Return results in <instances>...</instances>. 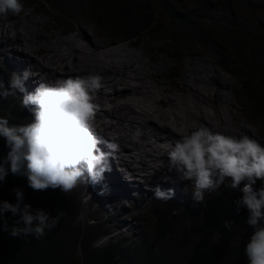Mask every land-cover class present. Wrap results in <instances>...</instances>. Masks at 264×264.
Here are the masks:
<instances>
[{
  "label": "clouds",
  "instance_id": "clouds-1",
  "mask_svg": "<svg viewBox=\"0 0 264 264\" xmlns=\"http://www.w3.org/2000/svg\"><path fill=\"white\" fill-rule=\"evenodd\" d=\"M23 11L22 0H0V17H7L9 13L20 15ZM234 76L239 78L236 73ZM28 78L26 71L23 76L14 73L9 80L12 90L0 83V99L16 95L14 90L19 89L25 93L21 107L31 111L25 114L22 111L20 124H11L9 118L0 117V137L10 149L0 160V182L11 172L26 177L28 186L34 191L60 189L66 194L83 184L82 193H86V202L90 201L91 206V212L84 216L107 215L108 226L105 224L104 230H99L98 226L96 231L99 222L97 225L82 223L83 229L91 226L95 230L92 246L99 248L115 243L139 251L153 247L159 234H165V229L170 227H175L190 245L198 228L191 210L206 208L213 197L226 190L240 192L242 195L236 200L238 210H247L246 223L253 229L245 238L243 253L247 264H264V144L259 140L245 133L225 135L206 127L196 128L187 135L179 134L167 157L168 170H174L181 180L192 182V190L188 189L182 200L174 196L175 189L164 190L159 185L137 189L127 182L123 186L111 172V156L118 151L119 145L101 139L94 129L100 105L94 102L93 93L102 87V75L93 73L87 78H68L55 84L42 82L31 92L24 84ZM241 93L242 90L240 96ZM104 178L107 184L114 181L112 190L117 193L116 197L124 196L125 189L131 192L135 200L132 217L140 219V228L122 221L118 210L111 209L102 195L107 186L102 192L97 190L95 184ZM226 179L231 181H227L228 188ZM258 181L260 187H257ZM90 182L94 185L89 186ZM242 182H246L244 186ZM13 191L16 203L0 201V219L7 212L18 217L11 227L3 221L2 228L11 237L40 239L55 229L65 216L64 211L52 216L43 209L33 210L31 204L24 202L22 189L14 188ZM191 199L192 202H188ZM156 200L168 201L164 213L154 206ZM80 220L82 217L77 218V222ZM234 224L231 220L224 221L223 227L231 230ZM101 238L105 244H100Z\"/></svg>",
  "mask_w": 264,
  "mask_h": 264
},
{
  "label": "bare ground",
  "instance_id": "bare-ground-1",
  "mask_svg": "<svg viewBox=\"0 0 264 264\" xmlns=\"http://www.w3.org/2000/svg\"><path fill=\"white\" fill-rule=\"evenodd\" d=\"M212 2L214 3V1ZM26 16L28 23L35 22L33 17L30 19V14L26 12L20 14V21H25ZM11 18L13 23L16 22V17L14 18L12 15ZM7 24L1 25L3 26V31L0 32V48L3 46L6 48L13 47L15 51L12 52L8 49V51H2L1 55L10 57L11 64H14L17 57L21 56L19 52H16V49L26 51L28 54L23 56V59L29 56L28 60L32 63V66H36L38 62L33 56L30 57L29 55H33L35 51V48H33L34 44L27 40L28 37L24 36L25 33L23 34L19 31V27L11 29L14 27L13 24ZM87 38L91 44L88 42L86 44H76L74 43L75 41L70 42V39L74 38H66L68 39L66 42L68 51L65 54L70 56L77 52L83 55L81 60H77V55H74L68 63L63 51L47 55V62L53 61L50 63L52 66L49 69L54 71L56 77V80L51 82L47 80V83L55 84L68 78H87L89 74L93 73L102 75V87L93 93L94 102L100 105L94 129L96 131L95 134L101 139L107 141L106 138H103V133L108 135L111 141L119 145L118 151L112 153L111 156V172L121 185L125 186L128 182L132 187L139 185L137 189L152 188L159 185L164 190L175 189L174 196L179 200L184 199L188 192L184 188L188 185L192 190V182L181 180L174 170H168L167 152L175 141L179 139V134L187 135L199 127H206L213 132L225 135L245 133L262 142L257 133L252 129H250V133L247 125L244 126L245 124L242 126L241 116L237 113L238 102L235 100V92L232 91L229 84H225L227 80L223 78L222 71L217 72L219 69L212 68L210 61L206 59L207 57L192 59L186 65V74L179 78L178 81L171 75L175 86L171 80L167 82L161 80L156 86V90H152V87L145 83L144 76L157 77L165 73L167 69L169 71V63L165 59L150 64L151 62L144 60L143 52L137 49L135 50L138 52L134 51L131 54L130 49L131 55H125L123 49L127 47L124 48V44H115L108 48L107 57L105 58L102 55L105 47L101 39L95 38L92 41L89 38V33H85L84 29L82 39ZM53 43L49 40L45 42V45ZM47 50L49 49L47 48ZM83 50L89 52V54H86ZM16 55L18 56L16 57ZM72 58L74 59L73 61ZM55 60L59 65L55 63ZM47 62L41 63L42 65L39 69L42 72L48 68ZM131 66L133 68L128 71L127 69L131 68ZM141 70H144V75H142ZM41 71H38L39 73L35 72L33 75L28 74L30 77H34L36 86L41 83L40 80L43 75ZM19 74L23 75L24 73L19 71ZM199 81H201V86L196 84ZM24 84L26 89H28L29 83L25 81ZM30 84L32 85V83ZM151 84L153 83L151 82ZM164 84L167 85L166 88H162ZM34 90V88H30L28 91ZM153 91L154 93L155 91L157 92V98H148ZM99 92L101 94L100 98L97 97ZM102 147L104 146L102 145ZM106 150L108 151L107 148ZM117 160H122L126 166L125 169H128L129 173L119 165ZM158 161L162 163L161 166L158 165ZM139 171L141 172L140 174ZM82 189L83 184L77 187L74 193H78L79 196L82 193ZM123 195H118L114 203L120 206L121 220L130 222L133 227L140 228L138 223L130 221L132 219L130 213L134 209L130 210L129 207L127 209L121 207L126 204L125 196H127L129 202L131 201V192L125 189ZM149 195H151V192H149ZM126 206H129V204H126ZM85 207L89 209L90 201L86 202Z\"/></svg>",
  "mask_w": 264,
  "mask_h": 264
},
{
  "label": "rangeland",
  "instance_id": "rangeland-1",
  "mask_svg": "<svg viewBox=\"0 0 264 264\" xmlns=\"http://www.w3.org/2000/svg\"><path fill=\"white\" fill-rule=\"evenodd\" d=\"M92 1L93 0H91V2L86 5V9L83 13H80V11L78 10L72 11L71 14L73 15V19L63 17L57 14L56 12L53 13L49 11V13H41L42 6L40 5L38 0H22L24 4L23 12L29 13L31 16H29L30 19L33 17V20L35 22L28 23L27 16L25 21H20V15L12 14L14 18L16 17V22L13 23L11 13H9L6 18L0 17V26L7 23V25L13 24L14 27H12L11 29L19 27V31H21L23 34L25 33L24 36L28 37L27 40L31 41L34 44L33 48H35L36 51L33 52V55H29L30 57L33 56L38 62L36 66H32V63L28 60L29 56H26L23 59V56L28 53L26 51L16 49V52H19L21 56L16 55V57L18 56L16 62L14 64H11L10 57H5L3 54L1 55V52L8 51V49L13 52L15 51V49L13 47L6 48L5 46H3L2 48H0V83H2L6 89L12 90L9 84V80L14 73L19 74V71L20 73L21 71L23 73L26 71L28 74L32 75L35 74V72L39 73L41 71L39 69L40 66L44 62L46 63L48 61L47 55H53L54 52L57 53L59 51H63L64 55L67 57L68 63L70 58L74 55H77V60H81L83 55L77 52H74L70 56L65 54L68 51V48L66 46V42L68 39L66 38H74L72 40L70 39V42L75 41L74 43L76 44H86L87 42L90 43L88 38L82 39L84 29L85 33H89V38H91L92 41H94L95 38H100L101 41L104 43L105 48L104 51H102V55L105 58L107 57L108 48L115 44H124V48L127 47L126 49H123V53H125V55L130 56L131 54H133L134 51L138 52L137 50H141V52H143L144 54L143 56H145L144 60H148L149 63L151 62L150 64L165 59L169 63V71L167 69L165 73L157 77H152L148 75L144 76L145 83L152 87V90H156V86L160 83L161 80H163L164 82H167L168 80L172 81V77L174 76L175 79H177L176 81H178L179 78L186 74V65H188V63L192 59H200L207 57L206 59L210 61V65L212 66V68H215L216 70L219 69L217 70V72L222 71L224 75L223 78L227 80L225 84H229V87L232 89L233 92H235V100L238 102L237 113L241 116L240 120L242 121V126L245 124L244 126L247 125V128L250 133V129L257 133L260 139L262 140L261 143L264 144V0H214V3L211 0H150L154 13V19L159 23V28L169 29L170 33L173 32L174 26L170 17H174L180 23L179 25L181 26L183 33L187 35V39H183L180 37L174 38L169 33H165L163 31H159L156 34H150L147 31L137 37L125 38L119 33H113L112 30L107 29L100 23H97L93 20V17L90 14L92 8H95V10L100 9ZM213 26L221 27L226 31L237 32L238 34L232 35L235 37H232L229 40V38L226 37V34L222 31V35L218 36V38H224L225 41L216 43L213 46V42L207 43L204 41L200 43L194 37H198L200 34L210 33L213 34L215 38L216 32H207L205 30L198 29L205 27L213 28ZM0 29V32L3 31V26H1ZM190 37H192L193 39H191ZM49 40L54 43L51 45H45V42H48ZM106 40L111 41L113 43L108 42ZM3 41L5 42V40ZM52 45L53 47H51ZM47 48L49 50H47ZM130 49L132 52L131 54ZM48 51L51 53H49ZM83 51L86 54H89V52L85 50ZM260 53H262L263 55L260 56ZM40 59L42 62L40 61ZM73 60L74 59L72 58V61ZM50 63L47 62L48 68L45 69L43 72L41 71L43 73L42 78L40 80L41 83H47V80H49L50 82L56 80L54 71L49 69V67L52 66ZM55 63L58 62L55 60ZM259 63H261L260 68ZM57 65H59V63ZM132 68L133 67L131 66V68H128L127 70L129 71ZM237 68H242L246 72H248L247 74H249L251 86L254 87L255 91L258 94H260L259 101L257 103H255L254 101H248L244 97L243 92L241 93L242 97L240 96L241 88L243 89V87L248 84V82L247 79H236L234 77V75L232 74V70ZM141 71V73L144 72V70ZM142 75H144V73ZM171 75L173 76L171 77ZM26 81L29 83V86H27V91L30 88L35 89L38 86H36L34 77L29 76ZM151 82L153 84H151ZM30 83H32V85ZM172 83L174 84L173 81ZM196 84L197 86H201V81ZM164 85L162 86V88H166L167 85ZM14 91L16 92V95L9 96L7 98H2V100L5 101V106L21 108L24 114L25 112L30 111L27 108L21 107V101L25 94L22 93L19 89H15ZM152 93H154V91ZM152 93L149 95L148 98H157V92L155 91L154 94ZM100 95L101 94L99 92L98 96H95L100 98ZM132 97L134 98V96ZM254 109L258 110V114L255 115L253 113ZM102 136L103 138H106L107 141L110 140V137L108 135L102 133ZM117 162L120 166L123 167L125 171L128 172V169H125L126 166L124 165L122 160H117ZM157 163L159 166L162 165L160 161H158ZM140 173L141 172L139 171V174ZM107 181V178H104V180L99 183L103 184L102 186H99V184L95 185L97 186V190H99L100 192H102V189L107 186L102 195L107 200L112 210H118L119 217L121 219L122 217L120 216V206L114 204L117 193L112 190V185L115 183L113 181L111 184H107ZM227 181H231L230 179H226V187L228 188L229 185L227 184ZM122 182H124V180H122ZM244 183L246 182H242L241 184H243L244 186ZM88 185L92 186L94 184L90 182ZM257 185L258 187H260L261 182L258 181ZM137 187H139V185L135 186V188ZM119 188L122 192L123 189L121 187ZM188 189L190 188L187 185L184 190ZM75 191L76 189L66 194L60 189L55 190L62 211H64L66 215L74 214L77 216V218L82 217V220L77 222L76 225V228L78 230L82 228V223L84 224L85 222H91L92 225H97V222H99L96 231L98 230V226L99 230H104L105 224L106 226H108V222L105 221L107 215L102 216L99 214V217L94 218H91L90 216L85 217L84 213L91 212V206L89 209L85 207L86 193L84 194L83 192L78 197V193H74ZM209 193H212L211 195H213V191ZM127 202H129V199L127 198V196H125V203L128 204ZM188 202L191 203L192 199ZM177 203L184 205L182 202ZM126 204L122 205L121 207L125 209L129 207L130 210L134 209L135 211L134 199L130 201L129 206H126ZM167 204L168 201L164 202L156 200V205H153L158 208L162 213H164V211L168 207ZM134 211L130 213L132 218L130 221L138 223L141 227L140 219L132 217ZM119 225L120 224H117V226ZM248 238L249 237H247V239ZM105 243L106 241L101 238L100 244Z\"/></svg>",
  "mask_w": 264,
  "mask_h": 264
},
{
  "label": "trees",
  "instance_id": "trees-1",
  "mask_svg": "<svg viewBox=\"0 0 264 264\" xmlns=\"http://www.w3.org/2000/svg\"><path fill=\"white\" fill-rule=\"evenodd\" d=\"M38 1L42 6L41 12H56L71 19H73L72 11L78 10L83 13L86 5L91 2V0ZM92 2L100 9L92 8L90 14L93 20L125 38L137 37L147 31L150 34L163 31L174 38L187 39L180 23L174 17H170L174 26L173 32L159 28V23L154 19L150 0H93ZM198 29L216 32L215 38L210 33L194 36L200 43L213 42L212 46L225 41L224 38H218L222 35V31L229 40L235 37L232 35L238 34L214 26ZM260 65L261 63L259 68ZM243 71L245 70L242 68L233 69L232 74L236 73L239 77L236 79H247L248 84L241 89L243 95L248 101L257 103L260 94L251 86L248 72ZM21 113L22 110L11 109L5 106L4 100L0 99V117L9 118L11 124H20ZM253 113L258 114V110L254 109ZM9 150L6 140L0 137V160L7 156ZM14 188L23 190L24 202L31 204L33 210L43 209L52 216L62 211L55 190L34 191L28 186L26 177L16 176L11 172L3 182H0V201L8 200L16 203ZM241 195L240 192L236 194L233 190H226L213 197L206 208L191 210L192 215L190 213L188 215L194 217L198 228L195 240L190 245L185 243L175 227H170L165 229V234H159L158 241L153 247L145 251L123 248L115 243H108L99 248L93 247L94 228L87 226L78 230L77 216L74 214H65L58 226L40 239L11 237L8 231L3 230V221L6 220L11 227L18 217H13L11 212H7L3 219H0V264H247V258L243 253L247 242L245 238L253 229L246 223L247 210H238L236 200ZM228 220L235 223L231 230L223 227L224 221Z\"/></svg>",
  "mask_w": 264,
  "mask_h": 264
}]
</instances>
